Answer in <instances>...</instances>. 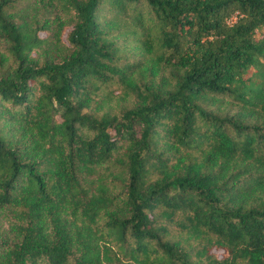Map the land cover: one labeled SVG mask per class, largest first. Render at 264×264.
<instances>
[{
    "label": "trees",
    "instance_id": "16d2710c",
    "mask_svg": "<svg viewBox=\"0 0 264 264\" xmlns=\"http://www.w3.org/2000/svg\"><path fill=\"white\" fill-rule=\"evenodd\" d=\"M0 264H264V0H0Z\"/></svg>",
    "mask_w": 264,
    "mask_h": 264
},
{
    "label": "rangeland",
    "instance_id": "374dc122",
    "mask_svg": "<svg viewBox=\"0 0 264 264\" xmlns=\"http://www.w3.org/2000/svg\"><path fill=\"white\" fill-rule=\"evenodd\" d=\"M252 69H248V71L245 72L244 76L248 75Z\"/></svg>",
    "mask_w": 264,
    "mask_h": 264
}]
</instances>
